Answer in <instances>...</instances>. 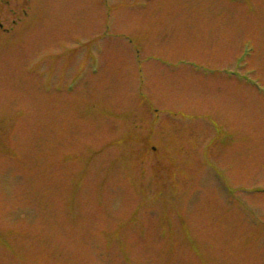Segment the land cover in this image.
Instances as JSON below:
<instances>
[{"label":"rangeland","instance_id":"1","mask_svg":"<svg viewBox=\"0 0 264 264\" xmlns=\"http://www.w3.org/2000/svg\"><path fill=\"white\" fill-rule=\"evenodd\" d=\"M249 41L264 0H0V264H264Z\"/></svg>","mask_w":264,"mask_h":264},{"label":"flooded vegetation","instance_id":"2","mask_svg":"<svg viewBox=\"0 0 264 264\" xmlns=\"http://www.w3.org/2000/svg\"><path fill=\"white\" fill-rule=\"evenodd\" d=\"M251 46H253V42H251ZM254 50H255V48L253 49V51ZM255 53H256V51L252 55L253 56L252 62L248 63V65L246 66V69L244 71H245V73H247V77L250 80L257 81L258 85L261 86L262 89H264V56L259 55L258 53H256V54ZM254 57H256L255 60H254ZM249 89H250V87H249ZM254 92H256V91H254ZM254 92H253V94H254Z\"/></svg>","mask_w":264,"mask_h":264}]
</instances>
